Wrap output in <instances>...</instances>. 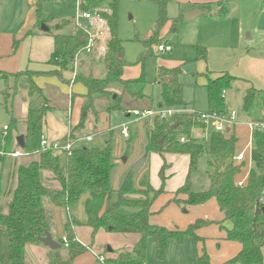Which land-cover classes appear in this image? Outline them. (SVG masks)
Returning a JSON list of instances; mask_svg holds the SVG:
<instances>
[{
    "label": "trees",
    "instance_id": "1",
    "mask_svg": "<svg viewBox=\"0 0 264 264\" xmlns=\"http://www.w3.org/2000/svg\"><path fill=\"white\" fill-rule=\"evenodd\" d=\"M61 1V0H58ZM157 10V21L152 36L144 42L146 51L139 59L141 74L138 78L124 80L126 63L122 57V42L118 38V12L120 0H81L80 10L83 12L97 10L106 20L109 29L107 49L102 59L103 76L98 78L89 72L79 70L74 78V84L81 83L86 89L83 112L79 123L70 131L69 140L75 141L81 137L84 122L88 114L97 118L94 103L96 100H106L105 111L128 110L122 105L124 96L130 99L143 97V89L149 84L143 65L146 59L152 57V44L160 42L159 32L170 21L166 14V0H148ZM231 1L220 0L217 17L225 16ZM41 4L37 8V28L52 20L50 15L42 17ZM180 19L171 20V31L176 32ZM71 23L62 21L59 30L53 34L54 50L48 64L55 68L48 75L58 78L65 84L70 80L63 79V72H72L76 54L84 47L86 36L82 31L62 33ZM27 35H31L30 32ZM19 41H14V49ZM207 51L204 47H197V56L194 61H205ZM80 66V65H79ZM43 74L33 71H22L14 74L0 73L2 84L1 106L10 116L7 130L14 129L17 120L13 116L12 103L15 90L18 88L27 92L29 107L24 119V145L19 149L36 159L20 165L17 169V180L12 192L7 214L0 215V227L9 243V256L6 264H26V248L42 246L40 238L46 233L52 236L54 221L52 211L45 205L64 214L62 238L55 240L64 250L50 251L47 264H72L74 260L86 254L89 247L82 245L76 239L75 228L88 227L92 230V239L99 230L115 234H134L139 239L130 252H122L116 258L97 259L98 264H144L146 259V240L152 238L155 242L156 253L162 260L166 251L167 242L174 240L182 243L186 237L195 242L202 239L197 231L211 225H217L225 233V240L241 245L240 252L228 260L226 264H264L261 249L264 247V128H254L251 134V162L253 167L249 171L246 184L238 187L236 176L240 174L245 163H236L237 139L232 128L229 133L211 132L204 140L203 125L196 121L197 113L180 115L175 125H160L152 130L146 126L147 143L143 156L149 153L177 154L189 157L188 172L184 184L174 191L168 203H173L181 209L197 207L214 200L218 211L222 215L221 222L206 219H197L185 230H168L150 223L154 214L152 207L158 198L165 194L164 172L167 165L164 161L158 177L161 186L158 189L151 187L148 174L145 182L134 179V171L130 169L124 176L118 189L112 186V175L117 167L114 155V134L110 131L108 138L101 147L75 145L70 152L55 154L52 151H41L43 124L46 114L52 111L49 101L43 90L38 87L34 79ZM196 77L202 74H195ZM204 89L207 95V112L221 115L227 112L225 93L230 88L234 77L227 73H218L210 78L207 74ZM182 71L179 67L167 69L158 67L156 80L161 87L159 108L187 109L183 100L184 84L180 81ZM113 86H121L120 94L112 90ZM197 86L196 84L193 86ZM135 87H140L135 89ZM243 113L252 123L264 124V90L249 88L246 91ZM79 136V137H78ZM185 138L186 142H179ZM10 138H6L7 144ZM161 141V144L159 143ZM7 153V152H5ZM2 159V157H1ZM204 163L207 176V188L202 192H194L193 176L199 175V167ZM48 172L56 181L57 187L52 188L43 183V173ZM83 209L82 219L74 212L79 207ZM65 240V241H64ZM197 264H212L205 247L197 257Z\"/></svg>",
    "mask_w": 264,
    "mask_h": 264
},
{
    "label": "crops",
    "instance_id": "2",
    "mask_svg": "<svg viewBox=\"0 0 264 264\" xmlns=\"http://www.w3.org/2000/svg\"><path fill=\"white\" fill-rule=\"evenodd\" d=\"M63 1V0H61ZM220 0H166V14L170 19L164 26L167 28L165 34L159 32L160 42L152 44L150 51L154 54L164 53L157 52L154 47L160 45L170 46L169 41L165 40L166 34L171 31V20L180 19V23H190L185 22L184 13L194 10H206V13L200 15L193 19L196 20L200 17H207L206 20L198 22L199 32L188 33L182 42H185L188 46L195 48V57L197 56V47H204L207 51V57L205 61H192L196 64V69L193 72H190L192 78L191 83L188 84L194 90H204V85L206 84L207 77L203 74H207L208 77L213 78L218 73H227L230 76L234 77V80L230 83V88L225 93V103L227 113L232 112L228 111L227 98H229L228 103L233 104L232 93L236 91V98L241 102V108L243 106V100L246 94V91L249 88H254L256 90H264V0H239L231 1L228 4V13L223 17H217L216 13L219 10L217 5ZM47 0H0V73L14 74L22 71H33L43 74L34 79L35 84L40 87L44 94L46 95L49 105L53 108L52 111L48 112L44 118L43 124V136L48 143L55 142H65L70 135V131L75 128L79 123L84 105V94L74 93V86L76 84H65L56 77L48 75V72L54 71L55 68L48 64L51 54L54 50V39L53 34L58 31L54 28L57 24L59 26L60 22L68 21L71 23V26L68 28L70 33H72V20L64 19L57 20L54 17V14L48 10L45 11L44 7L46 6ZM77 3V0H76ZM148 3H151L150 1ZM38 4H41L42 17L50 15L52 20L47 24L52 28L48 32L41 31V25L39 29L37 28V8ZM153 4V3H151ZM154 5V4H153ZM155 6V5H154ZM156 7V6H155ZM157 9V8H156ZM158 11V10H157ZM89 12V11H88ZM158 14V12H157ZM157 21V20H156ZM156 26V23H155ZM154 26V28H155ZM179 27V26H178ZM53 30V31H52ZM249 30L248 36L244 37L243 32ZM154 31V30H153ZM153 31H151L149 38L152 36ZM178 31V29H177ZM176 31V32H177ZM30 32L31 35H27ZM174 32V31H173ZM174 32V33H176ZM69 34V33H68ZM188 39V41H186ZM14 41H19L18 46L14 49ZM158 44V45H157ZM154 46V47H153ZM172 50V48H171ZM123 57V55H122ZM124 59V58H123ZM80 60V59H79ZM125 61V60H124ZM101 63V69H98V63ZM126 63V62H125ZM78 70L89 72L95 77L103 76V65L102 59H97L95 55H90L88 61L80 60ZM198 66V67H197ZM203 66H228L226 69L210 71V73H204ZM128 67L127 63L125 68ZM124 68V72H125ZM177 68V67H175ZM198 68V69H197ZM200 68V69H199ZM217 68V67H216ZM158 68H156L157 71ZM173 69V68H167ZM73 71V66H72ZM142 71V68H141ZM140 73L135 77L138 78ZM144 72V70H143ZM145 73V72H144ZM196 73L202 74L199 77H196ZM124 75V74H123ZM182 76H184L182 72ZM181 76V77H182ZM72 72H63L62 78L71 81ZM124 80L126 79L123 76ZM133 78V79H135ZM147 84L143 89V97L138 99H130L128 96H124L122 100V105L128 110L126 114L127 118L133 117L136 124H138V132L130 131L129 137L125 140H128L130 136L133 138L139 136V131L142 132L143 143L141 146L144 147L147 143L146 135V123H138V119L133 115L134 111H144V110H156L160 109L158 104L160 103V94L161 87L155 78L153 81L149 80L146 77ZM55 81V82H52ZM184 84V83H183ZM197 85L193 87L194 85ZM186 84H184L185 88ZM113 91L120 94L121 86L111 87ZM140 87H135L139 89ZM183 88V90H184ZM53 89V90H52ZM2 90V89H1ZM0 90V92H1ZM63 90L65 93L62 94ZM86 90V89H85ZM55 94H57L55 96ZM1 95V94H0ZM206 95V91H205ZM187 108L192 109L198 112L195 109L193 102H187ZM207 100V95H206ZM26 101L29 102L28 96L26 100H20L19 103L15 102V99L12 103L13 116L17 120L16 127L14 129H8L4 131L2 127L1 138L3 139L4 147L0 146V151L7 152L6 155L0 157V215L7 214L9 210V204L11 201L12 192L16 186L17 180V169L20 165H24L27 159L31 157H18L13 158L7 154L14 153L19 151V147L16 143V138L18 136H23L25 132L24 119L26 117V112L23 113ZM2 99L0 101V108ZM207 103V101H206ZM56 104V105H55ZM101 104V105H100ZM107 105L106 100H96L94 103L95 110L97 112V118L94 117L91 113L88 114L85 122L88 124L87 128H83L81 133L83 134L81 138L91 137L92 140L79 142L80 145L94 144L96 139L102 140V145L106 140V135L110 132V128L106 125V117L108 113L105 111ZM61 108V109H60ZM67 112L70 116L68 117V124H63V122H57L55 117L51 114L57 112ZM234 111V110H233ZM20 115L18 116V114ZM207 112V108L205 110ZM235 124L232 127L233 134L237 139L236 144V154L243 152L246 158L245 166L241 169L239 175L236 176V182H243L246 184L249 171L252 168L251 162V151L249 150V142H251L252 130L249 127L251 123L250 119L243 113L237 110ZM58 114V113H57ZM60 115V113H59ZM19 117V118H18ZM145 127V129H144ZM150 129V128H149ZM152 130V128L150 129ZM113 132V131H112ZM204 136V135H203ZM209 137V135H208ZM6 138H10L9 143L7 144ZM77 144V145H78ZM100 146V147H101ZM140 146V148H141ZM116 157V156H115ZM140 158H145V162L142 166V170H148V181L152 188L158 189L161 186V181L159 177H156L154 183L150 179L151 176L156 174L158 176L159 170L163 165L164 161L167 164V169L164 173L165 183L164 189L165 194L172 197V193L176 191L179 187L184 184L188 166H189V157L186 155H177V154H163L162 156L157 153H149L146 157L143 156V153H138L132 164L138 161ZM117 159V157H116ZM118 160V159H117ZM117 163V161H116ZM144 165L146 168H144ZM185 171H183L182 169ZM175 172L182 173V178L180 181L175 182ZM184 172V173H183ZM117 173V168L115 169ZM150 176V177H149ZM174 178V180H173ZM114 178L112 177V186L116 189L118 185L114 186ZM174 181V182H173ZM117 182V181H115ZM152 182V183H151ZM178 182V183H177ZM176 184L174 187H169L168 184ZM161 195L162 197H168L167 195ZM166 199V200H167ZM157 202V201H156ZM155 202V203H156ZM153 205L152 212L154 214L150 217V223L153 225L154 215L156 209L159 207V203ZM205 207L211 212L215 213L214 222H221L222 215L218 211L217 205L214 200H211L204 204ZM175 207V206H173ZM176 211H179L175 208ZM79 212H82V207L78 208ZM75 211V212H77ZM74 212V214H75ZM174 218H176V213L172 211ZM219 214V217H218ZM52 216L54 221V228L52 232V238L54 240L62 238V227L64 221V214L54 209L52 210ZM82 217V215H81ZM200 219V218H198ZM208 220V219H206ZM158 226V225H155ZM79 230H88L90 235H92V230L88 227H77L75 228L76 239L79 243L84 245L78 237ZM98 233H108L104 230H99ZM95 235V236H96ZM127 246L129 247L127 251L130 252L134 245L137 243L139 236L134 234H125ZM197 235L205 240L207 245V253L210 255V261L212 264H225L228 260L235 257L241 250V245L235 242H229L225 240L224 231L220 230L217 225H211L206 228L199 229ZM131 236V238L129 237ZM129 237V238H128ZM56 238V239H55ZM95 238V237H94ZM85 246V245H84ZM90 250V249H89ZM123 250V249H122ZM198 251V256L201 254V249ZM49 250L47 247L42 246H29L26 248V264H47V256ZM120 252V253H122ZM262 257L264 261V247L261 249ZM88 253V252H87ZM86 254H83L77 257L72 264H82V259ZM120 253H113V250L108 248L104 254L99 252L97 255H93L91 262L89 259L84 261L85 264H98V257L101 258H116ZM9 256V243L6 235L3 233V228L0 227V264H6V259ZM91 257V256H90ZM46 259V260H45Z\"/></svg>",
    "mask_w": 264,
    "mask_h": 264
},
{
    "label": "rangeland",
    "instance_id": "3",
    "mask_svg": "<svg viewBox=\"0 0 264 264\" xmlns=\"http://www.w3.org/2000/svg\"><path fill=\"white\" fill-rule=\"evenodd\" d=\"M148 2H149L148 0H120L119 3L117 35L122 42V48H123L122 55L128 66L125 68V72L123 75L126 79H133L140 73L141 64L139 63V59L141 58L144 51H146V48L144 47V42H146L149 39V35L151 31L155 29L154 26L157 20L158 11L153 4ZM46 6L47 7H44L45 11L50 10L54 14L55 19L57 20L77 19L81 28H89V22L84 20L77 11L76 0H63V1L47 0ZM205 18L207 17L197 18L196 20L191 21L190 23H180L178 27V31L176 33L174 32L169 33L168 31L165 40L169 41L172 50L164 53L154 54V56L146 59L143 65V70L146 74V77L151 81H153L155 78L156 68L179 67L184 74V76L180 78V81L186 84L183 90L184 99L187 102H193L195 109L199 113H204L207 108L205 91L199 89L194 90L192 87L188 85L191 83L192 80L189 73L195 71L196 69V64L192 62L194 60L196 51L195 48L188 46L185 42L182 41L188 33L190 32L194 33L196 31L199 32L198 30L199 28H197L199 27V25H197V23L206 20ZM55 27L52 28L54 29V32H55ZM161 32H163L164 34L165 32H167L166 26H164L161 29ZM62 33L68 34L70 33V30L64 29L62 30ZM72 33H73V29H72ZM248 33L249 30L243 32V36L244 37L248 36ZM186 41H188V39ZM89 57L90 55L86 54L85 52H81L79 54L80 60L88 61ZM79 59H78V66L80 64ZM97 67L98 69L102 68L100 62L98 63ZM203 67H204L203 68L204 73H210V71H213L214 73L215 72L214 69L220 70V67L221 69H226L228 66H219V68L218 66H206V69L205 66ZM78 71L79 70L77 69V72ZM73 80L74 78L71 77V81L69 82V85L73 84L74 82ZM1 89H2V84H0V90ZM73 90L74 93L76 92L77 94H81V95L84 94L86 91L81 83L76 84ZM61 91L62 94L65 93L63 90ZM231 93L232 94L230 96L232 97L233 104L232 101L231 103H228L229 98H227V106L229 109L228 111L237 110L241 113L242 110L241 102L238 100V98H236V91L235 92L233 91ZM56 95L57 94H55V96ZM26 96H27V92L17 87V89L15 90V96L13 100L15 99V102L17 101V103H19L20 100L21 101L22 100L24 101V99L26 100ZM0 101H1V95H0ZM28 107H29V102L26 101L23 113L27 111ZM57 113H53V112L51 113L53 117L56 116L55 120L57 122L61 121L63 122V124H68L67 121L69 117L68 113L60 112V111ZM19 115L20 113L18 114V116ZM107 115L108 117H106L107 119L106 125L110 128L111 131H113L114 155L118 159L117 167H116L117 173H115L114 171L112 177L115 179L114 186L119 184L118 185L119 188V186L123 181V176L130 169H132V165H133L132 161L134 160V157L138 153H143V146H141L143 143V136H142V132L139 131V136H136L134 138L133 136L132 137L130 136L128 140H125L121 136V131L123 128H125V126H127L129 132L134 130L138 132L139 130L138 124H136L134 118L133 117L127 118L126 114L123 113L122 111H113L108 113ZM179 117L172 119L171 123L173 122V124L175 125V122L179 119ZM137 122L141 124L146 123L147 127L150 129L151 128L154 129L155 127L160 126L159 123L154 124V120L152 119L141 120V121L138 120ZM9 124H10V116L1 107L0 134L2 133V127L3 126L9 127ZM84 127L85 128L88 127V124L86 122H84ZM211 132H212V122L210 121L208 126V131L206 133V138H208V135ZM108 135L109 134L106 135V138H108ZM2 140L3 139L1 138L0 135V146L4 147ZM101 145H102V140H100L99 138L94 141V144H89L90 147L92 146L100 147ZM55 154L60 155V153H55ZM37 157L38 155L35 154L31 158L27 159V161L24 163L27 164L31 160L36 159ZM123 158H125L124 163L122 162ZM144 168H146L145 165ZM205 170H206L205 164L201 163V166L199 167V175L193 176L192 190L194 192H202L206 190L208 182L206 179L207 176L204 173ZM147 174H148L147 169L145 170L140 169V171L133 173L134 179L137 182V186L139 185V182L146 181ZM183 176L182 173L175 172L174 175L175 182L178 180L180 181V179ZM156 177L158 178L156 174H154V176H151L150 179L152 180L153 183L156 180ZM43 179H44L43 180L44 185L51 186L52 188L57 187V183L52 179V175L50 173L48 172L43 173ZM175 185L176 184L173 183L168 184L169 187H174ZM166 199L167 197H162V199L161 197L158 198L157 202L159 203V207L156 209V213L154 215V219L152 222L153 225H158L168 230H173V229L185 230L189 225L193 224L198 218L208 219L210 221H214L213 219L216 218L214 216L215 213L209 211L207 209L208 207H205L204 205L181 209L180 207L176 206L173 203H168V201L171 199V196H169L167 200ZM157 202L155 204H157ZM45 207H47L48 210L50 211L54 210L52 209L51 205L48 203L45 205ZM175 208H177L179 211H176ZM172 211L176 213V218H174V214L172 213ZM81 215L83 216V209L82 212L79 211L75 212V216H77L79 219H82ZM79 231H80L78 233L79 239L82 241V243L85 246L90 248L87 255L83 257L82 264H85L84 261H87L88 259L89 262H91V258H93L92 256L97 255L99 252L105 255V252L108 250V248L112 249L113 253H120L122 251H127L129 248L127 246L128 242H126V237L128 235L115 234V233H98L95 236V238L92 239L89 233L91 231L88 230H82V231L79 230ZM129 237L131 238V236ZM203 247H205V251L207 253V249H206L207 245L204 239H202L200 242L197 243L193 240V238L186 237L183 239L182 243L180 244L176 243L174 240H169L167 242L164 257L162 260H159L156 253L155 242L152 238H148L146 240V259L144 264H197L198 251H200L199 249H202ZM61 252L63 254L64 250L61 249ZM207 255L210 257L209 253H207Z\"/></svg>",
    "mask_w": 264,
    "mask_h": 264
},
{
    "label": "built area",
    "instance_id": "4",
    "mask_svg": "<svg viewBox=\"0 0 264 264\" xmlns=\"http://www.w3.org/2000/svg\"><path fill=\"white\" fill-rule=\"evenodd\" d=\"M80 4H81V0H77V11L84 20L89 22V28H81L77 19L72 20L73 33L77 31H82L86 36V43L84 47L76 54L74 58L72 78H75L77 74V69L79 68L78 66L79 54L81 52H85L88 55H95L97 59H103L107 49V41L109 39V29L106 20L99 15L97 10L91 12L81 11ZM154 48L156 49L157 52H163V51L168 52L171 50V47L166 45H159ZM194 112L195 111L192 109L160 108L156 110L134 111L133 115L139 121L152 119L154 120V124L159 123L160 125L172 126L174 125L173 122L171 123L172 119L184 114L193 115ZM68 116L70 115L68 114ZM235 120H236V113L234 111L229 113L226 112L225 114H221V115L204 112V113H197L196 116V121L203 125L204 140L208 139L206 138V133L208 131V126L210 121L212 122V132L224 133L227 128L230 129L233 127V125L235 124ZM249 127L251 128V130H253L254 128H264V124H255L251 122L249 123ZM6 130L7 127H4V131ZM121 136L125 139L129 137V130L127 126H125V128L122 129ZM91 140H92L91 137H85L81 139H76L75 141L67 139L63 143L62 142L48 143L47 140L44 137H42L41 151L49 150L52 151L53 153L70 152L72 148L79 142L82 141L90 142ZM179 142L184 143L186 142V140L185 138H180ZM248 146H249V150L251 151V142H249ZM4 155H6V153L0 151V157ZM7 155L13 158L27 156L21 150ZM245 160L246 158L243 152L237 153L234 157V161L236 163H241V162L244 163ZM237 185L238 187H243L245 184L243 182H239L237 183ZM261 201L264 203V198H262ZM98 259L100 261H103V258L101 257H98Z\"/></svg>",
    "mask_w": 264,
    "mask_h": 264
},
{
    "label": "water",
    "instance_id": "5",
    "mask_svg": "<svg viewBox=\"0 0 264 264\" xmlns=\"http://www.w3.org/2000/svg\"><path fill=\"white\" fill-rule=\"evenodd\" d=\"M206 13V10H200V9H194V10H190L186 13H184V20L185 22H190L193 19H195L196 17L203 15ZM41 31L43 32H48L49 28L46 27L44 24L41 25ZM59 26L55 27V30H58ZM230 129L227 128L225 130L226 133H229ZM16 143L18 145V147L22 148L24 145V138L23 136H18L16 138ZM161 144V141L159 142ZM122 162H125V158L122 159ZM145 162V158H140L138 161H136L133 165H132V170L134 172H138L140 171V169L142 168L143 164ZM40 242L42 243V245L44 247H47L49 250L51 251H59L61 250L62 246L61 244L57 243L52 236L49 233H46L45 236L43 238H40Z\"/></svg>",
    "mask_w": 264,
    "mask_h": 264
}]
</instances>
